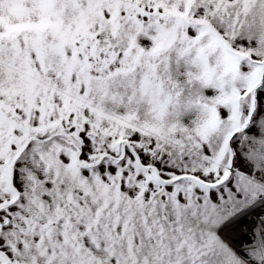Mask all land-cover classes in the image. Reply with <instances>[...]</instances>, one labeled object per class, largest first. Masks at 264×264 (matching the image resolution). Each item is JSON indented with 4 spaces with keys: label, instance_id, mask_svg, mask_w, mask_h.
<instances>
[{
    "label": "snow or ice",
    "instance_id": "6c2138e0",
    "mask_svg": "<svg viewBox=\"0 0 264 264\" xmlns=\"http://www.w3.org/2000/svg\"><path fill=\"white\" fill-rule=\"evenodd\" d=\"M0 264H264V0H0Z\"/></svg>",
    "mask_w": 264,
    "mask_h": 264
}]
</instances>
